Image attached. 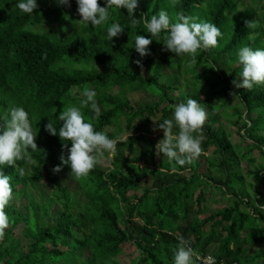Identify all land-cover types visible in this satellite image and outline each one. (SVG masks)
I'll use <instances>...</instances> for the list:
<instances>
[{"label":"trees","instance_id":"trees-1","mask_svg":"<svg viewBox=\"0 0 264 264\" xmlns=\"http://www.w3.org/2000/svg\"><path fill=\"white\" fill-rule=\"evenodd\" d=\"M18 2L0 0V123L12 107H23L37 131L38 150H29L31 160L0 169L12 177L13 190L0 264H119L128 249L138 253L130 264H174L181 236L215 264H264V206H257L264 205V191L254 188L264 186V86L246 90L232 83L240 82L238 49H264V0H179L175 7L170 0H139L137 19L163 9L174 22L182 12L220 28V46L202 51L195 65L163 50V34L157 42L142 21L133 28L126 9H109L108 23L92 27L79 21L75 0L70 6L37 0L32 15L22 13ZM98 2L105 6L106 0ZM245 20L259 26L246 28ZM117 22L124 31L109 41L107 27ZM136 35L153 39L151 55L135 51ZM86 87L96 92L101 109L92 120L90 107L83 108L86 120L119 142L114 158L105 153L108 167L99 164L76 179L67 165L53 173L71 144L45 125L51 121L58 132L60 112L79 106ZM189 98L207 111L202 147L208 156L181 167L157 154L142 133L151 134L153 120L159 142L163 130L157 125L171 118V106ZM220 197L232 199L211 211ZM19 200H25L21 211ZM18 224L26 246L13 236Z\"/></svg>","mask_w":264,"mask_h":264},{"label":"clouds","instance_id":"clouds-1","mask_svg":"<svg viewBox=\"0 0 264 264\" xmlns=\"http://www.w3.org/2000/svg\"><path fill=\"white\" fill-rule=\"evenodd\" d=\"M80 22L92 27L106 25L110 19L109 9H126L133 28L143 22L146 32L151 37H156L158 42L163 34L164 49L174 53L178 57H188L193 65L197 62V56L202 51H209L219 47L222 32L214 23L199 20L196 16L176 14L175 22L169 13L161 9L158 14L148 18L141 15L135 18L134 13L139 7V0H106L105 6H101L98 0H75ZM58 5L70 6V0H56ZM179 0H170L175 7ZM16 7L24 14L32 15L37 9V0H19ZM246 28L258 27L256 20H245ZM124 28L117 22L107 27V39L112 41L118 38ZM152 38L144 35L135 36V51L140 57L151 55L149 46ZM238 63L241 66L239 81L233 80L235 88L252 90L256 86H264V49H253L242 46L237 52ZM135 63L142 67L139 60ZM84 97L79 106L68 105L63 108L58 116L62 126L57 129L49 121L45 125V131L50 135L59 136L61 141H68L71 147L67 148V156L59 157L60 164L52 171L58 173L64 165L70 168L71 174L76 179L86 178L97 165L105 159V153L114 158L117 155L116 145L119 138L110 139L103 131H97L94 123L87 121L83 108L90 107L94 113L92 120L99 118L100 106L96 100V92L85 88ZM229 95H236L230 91ZM172 107V116L164 119L157 127L163 130V138L156 144V150L165 156L170 164L184 166L193 164L201 155H204L202 147L204 125L207 120V111L196 99L189 98L186 103L181 102ZM154 131L156 128L153 129ZM178 130V131H176ZM37 131L33 130L28 112L23 107H12L7 116L0 123V169L3 167H15L20 160H31V152L38 150L36 144ZM67 147L65 143L62 145ZM173 171L176 168L173 167ZM22 173V170H21ZM12 177L0 171V241H3L6 229L10 226V218L6 207L13 199L11 185ZM258 207L264 206L257 204ZM192 241L178 237V244L174 256V264H215L212 256L202 258L198 251L191 247Z\"/></svg>","mask_w":264,"mask_h":264},{"label":"rangeland","instance_id":"rangeland-1","mask_svg":"<svg viewBox=\"0 0 264 264\" xmlns=\"http://www.w3.org/2000/svg\"><path fill=\"white\" fill-rule=\"evenodd\" d=\"M163 72L164 73H166L164 70H163ZM172 94H173V96L175 97V98H177V97H179L180 96V94H181V92H179L178 90H176V91H173L172 92ZM232 101V100H231ZM220 122H224V120H222V119H220ZM153 129H154V121L153 120H150L149 121V124H148V127H147V130L151 133V134H148V133H142V135L145 137V138H150V140H152L153 141V143H155V152L157 153V154H159V151L158 150H156V144H157V140H158V138H157V136H158V134H159V132H155V133H153ZM108 131L109 130H111L110 128L109 129H107ZM235 128H229V131H231V134H233V138L231 137V139L234 141L233 143H234V145H236V144H238L239 142H240V140L237 138V136L236 135H234L235 134ZM122 140H125L126 138H127V136L126 135H122ZM235 139V140H234ZM159 155H162L161 153L159 154ZM210 155V154H209ZM205 156H208L207 154H205ZM253 157L255 158V159H257V161H256V163L255 164H258L259 162H260V159H259V152L257 151V150H255V151H253ZM218 158V157H217ZM203 158H200L199 159V162H203ZM101 166H103V167H108L107 165H108V163H107V160H104L101 164H100ZM140 166H144L145 164L144 163H140L139 164ZM241 167H242V170H245L246 168H248V166L246 165V162L245 161H242L241 162ZM204 168H205V165H202L201 166V170H204ZM244 173H245V171H243ZM247 180H249V179H247ZM45 183H47V182H45ZM67 184V183H66ZM68 186H69V188H73V186L69 183L68 184ZM254 188H257V189H259L260 191H264V186L262 185V184H256V185H254ZM43 189L44 190H48V188H46L45 186L43 187ZM216 197V199H218L219 198V196H215ZM221 199H223V198H221L220 197V200ZM231 199L232 198H225V200L223 199V200H221V202L220 203H217V204H215V206H213V207H211L210 208V210L211 211H213V210H216V209H219L221 206H227L228 204H229V201H231ZM16 203V208L18 209V210H22V208H23V206H24V204H25V200H19V201H17V202H15ZM210 203V202H209ZM206 213V212H205ZM201 217H203V215L201 216ZM264 226V225H263ZM22 228H23V224H18V225H16L15 227H14V229H13V236H14V238H16V239H18L19 241H21L20 243H21V245H23V246H26V244H27V242L26 241H24V239H23V235H22ZM215 250V248H213L211 251H214ZM129 251V252H128ZM253 251H255V249H253ZM88 251L85 249L84 250V252L82 253V255H84V256H88ZM138 257V253L137 252H133V250H131L130 251V249H128L127 250V252H125V254H123V255H121L120 257H118L117 258V260H118V262H119V264H130V260H133V259H136ZM254 264H256V263H254Z\"/></svg>","mask_w":264,"mask_h":264}]
</instances>
